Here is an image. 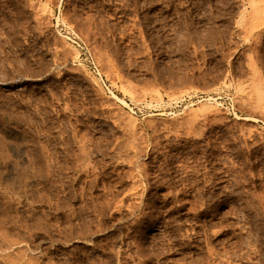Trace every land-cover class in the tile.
<instances>
[{
  "label": "rangeland",
  "instance_id": "rangeland-1",
  "mask_svg": "<svg viewBox=\"0 0 264 264\" xmlns=\"http://www.w3.org/2000/svg\"><path fill=\"white\" fill-rule=\"evenodd\" d=\"M255 4L0 0V264H264Z\"/></svg>",
  "mask_w": 264,
  "mask_h": 264
},
{
  "label": "bare ground",
  "instance_id": "bare-ground-1",
  "mask_svg": "<svg viewBox=\"0 0 264 264\" xmlns=\"http://www.w3.org/2000/svg\"><path fill=\"white\" fill-rule=\"evenodd\" d=\"M252 6H254V9H253L252 12H255V14H259V13H260L259 15H261V14H262V11H264L262 6H261V7H258L259 5L257 6V4L252 5ZM253 14H254V13H253ZM185 100H186V99H185ZM123 102H125V101H123ZM132 121H133V120H132ZM133 123H134V121H133ZM191 126H192V125H191ZM192 127H193V126H192ZM201 131H203V130H200V131L198 130V132H199L198 134H200ZM196 132H197V131H196ZM195 134H196V133H195ZM5 231H7V230H5ZM6 234H7V233H6ZM9 236H10V235H9ZM12 241H13V240H12ZM15 245H16V244H15ZM5 249H6V248H5ZM12 250H13V249H12ZM1 252H2V251H1ZM16 253H17V252H16ZM18 253H19V252H18ZM18 253H17V254H18ZM20 254H21V252H20ZM3 256H4V255H3ZM5 256H6V255H5ZM14 256H15V255H14ZM14 256H13V257H14ZM24 256H25V255H24ZM19 258H20V257H19ZM0 259H1V258H0ZM4 259H5V258H4ZM30 259H31V258H30ZM4 261H6V260H4ZM1 262H2V261H1ZM1 262H0V263H1ZM8 262H9V261H8ZM17 262H19V261H17ZM22 262H23V261H22ZM4 263H5V262H4ZM36 263H37V262H36ZM23 264H24V263H23ZM31 264H32V263H31ZM34 264H35V263H34Z\"/></svg>",
  "mask_w": 264,
  "mask_h": 264
}]
</instances>
